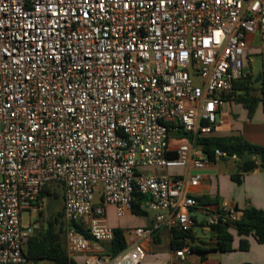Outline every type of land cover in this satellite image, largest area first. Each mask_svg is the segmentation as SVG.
<instances>
[{
	"label": "built area",
	"instance_id": "built-area-1",
	"mask_svg": "<svg viewBox=\"0 0 264 264\" xmlns=\"http://www.w3.org/2000/svg\"><path fill=\"white\" fill-rule=\"evenodd\" d=\"M252 47L264 80V0H0V264L36 263L26 248L51 183L64 191L67 253L84 264L145 258L144 228L106 252L110 206L121 218L137 204L157 228L190 232L202 174L147 170L212 162L199 140L236 84L256 79ZM192 252L175 249L171 264Z\"/></svg>",
	"mask_w": 264,
	"mask_h": 264
},
{
	"label": "crops",
	"instance_id": "crops-1",
	"mask_svg": "<svg viewBox=\"0 0 264 264\" xmlns=\"http://www.w3.org/2000/svg\"><path fill=\"white\" fill-rule=\"evenodd\" d=\"M252 50L257 52L255 47H252L250 52ZM214 136L242 137L252 144L264 146L263 105L259 103L252 116H249L248 109L236 101V98L228 100L220 113V123L215 128ZM251 159L260 166L249 172L242 171L241 160L231 158L216 159L199 171L193 168L147 170L153 174H177L186 177L196 172L202 174V180L193 193L196 196L216 199V202L199 204L192 210L191 215L196 220V225L192 229L194 238L192 240L190 237L175 240L176 232L165 227L157 228L155 213L151 211H144L142 214L130 213L121 217L122 220H117L114 214L115 209L110 206L107 209V222L113 229H121L124 232L127 246L136 244L132 234L133 229L144 228L149 232L153 231L140 242L146 250L145 258L140 264H171L178 242L184 245L188 243L193 247L188 264H264V244L259 243L252 235L248 237L238 235L234 228L229 229L234 238L233 251L220 252L214 249L217 242L208 223V217L218 213L225 206L234 208L236 215L249 207L264 210V165L256 156ZM234 176H240V182L234 180ZM195 228H199L200 235ZM242 239L250 243V248L246 251L240 249ZM73 259L77 264H84L82 254L75 255ZM45 262L51 264L48 261Z\"/></svg>",
	"mask_w": 264,
	"mask_h": 264
},
{
	"label": "trees",
	"instance_id": "trees-1",
	"mask_svg": "<svg viewBox=\"0 0 264 264\" xmlns=\"http://www.w3.org/2000/svg\"><path fill=\"white\" fill-rule=\"evenodd\" d=\"M235 89L238 92L236 101L242 103L248 109L249 116H252L259 103L263 105L264 109V80L255 83L254 80L248 79L236 84ZM199 143L212 161L216 160V149H221L231 156L235 155L237 159L242 161L241 169L243 172L252 171L260 166L251 159L253 156L258 157L261 164L264 165V146L252 144L242 137L222 138L212 135L200 139ZM233 179L240 182V176H234ZM45 194L51 196L50 186L44 188L42 196L44 197ZM197 199L199 204L216 202V199H210L208 196H198ZM218 212V223L210 225L211 232L217 242L214 249L220 252L233 251L234 238L229 230L230 228H234L240 236L248 237L252 235L259 243L264 244V210L254 207L246 208L238 212L239 214L236 215L235 220H232L229 214L223 211L219 210ZM133 213L142 214L144 211L140 210L137 204H134ZM114 232V239L105 246L106 252L111 256H115L127 248L124 232L121 229H115ZM184 237L194 239L192 230L188 233H174L175 240ZM176 246V249H178L185 245L178 242ZM249 248V241L242 239L240 249L246 251ZM26 253L35 262L48 261L51 264H77L66 250L64 208L58 212L57 216L48 219L45 229L40 234L32 237L27 245Z\"/></svg>",
	"mask_w": 264,
	"mask_h": 264
},
{
	"label": "rangeland",
	"instance_id": "rangeland-1",
	"mask_svg": "<svg viewBox=\"0 0 264 264\" xmlns=\"http://www.w3.org/2000/svg\"><path fill=\"white\" fill-rule=\"evenodd\" d=\"M250 54L254 55L253 58L255 60L253 70H254V72L258 73L261 70V60H260L257 52H255V50H252L250 52ZM49 186H50V189L52 191V194H51V196L48 194H45L43 197V200L45 202V206L36 219L37 221L35 224L36 227L34 229V235L40 234L45 229L48 219L50 217L57 216L58 212H60L61 209L64 208V191H63V188L61 187V185L56 184V183H51ZM55 193H56V195H55ZM114 214H115V212H114ZM115 218L117 220H122V218L117 217L116 214H115ZM27 220H28V218L25 214L24 215V221L27 222ZM196 232H197V234L200 235L199 228L196 229ZM35 264H47V262L39 261V262H36Z\"/></svg>",
	"mask_w": 264,
	"mask_h": 264
},
{
	"label": "water",
	"instance_id": "water-1",
	"mask_svg": "<svg viewBox=\"0 0 264 264\" xmlns=\"http://www.w3.org/2000/svg\"><path fill=\"white\" fill-rule=\"evenodd\" d=\"M261 81H262V73L259 72V73L257 74V77H256V79L254 80V82H255V83H259V82H261ZM235 214H236V212H235Z\"/></svg>",
	"mask_w": 264,
	"mask_h": 264
}]
</instances>
